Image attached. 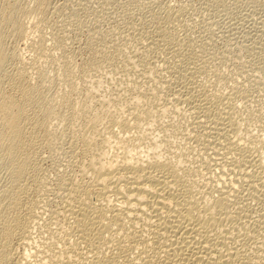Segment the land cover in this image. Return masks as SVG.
Wrapping results in <instances>:
<instances>
[{"label": "bare ground", "instance_id": "1", "mask_svg": "<svg viewBox=\"0 0 264 264\" xmlns=\"http://www.w3.org/2000/svg\"><path fill=\"white\" fill-rule=\"evenodd\" d=\"M33 1L0 0V264H264V141L251 131L264 107L239 115L215 90L211 68L226 69L215 60L200 63L220 81L213 90L185 73L189 82L170 85L155 43L127 46L113 26L87 58L58 61L32 39L42 11ZM5 27L31 37L32 70L2 49ZM61 142L67 157L47 188L41 151L52 157ZM197 150L213 156L205 175ZM243 187L258 205L238 204Z\"/></svg>", "mask_w": 264, "mask_h": 264}, {"label": "rangeland", "instance_id": "2", "mask_svg": "<svg viewBox=\"0 0 264 264\" xmlns=\"http://www.w3.org/2000/svg\"><path fill=\"white\" fill-rule=\"evenodd\" d=\"M22 1L25 4L28 3V7L32 8L36 6L33 0ZM39 2L42 11H37L38 23L30 26L31 36L35 43L37 41L41 42L49 51L53 52L52 56L58 61H64V55H72L74 58L71 57V59H75L76 61L87 58L89 53L87 48L89 45L91 43L93 45L103 43L105 33L116 29V32L120 31L123 36L121 37L119 32V34H116L118 35L117 37H121L122 42L127 46L132 47V44L136 46L139 42L143 43L141 41H144V38L145 41L149 40L150 42L153 41V44L155 43L154 45L151 44L153 45L152 55H155V59L158 57L157 61L160 60L159 63L162 61L161 64H164L163 61L167 59L165 65H170V68L167 69L168 71L171 69L169 71L170 73L168 72L166 75L162 72L169 79V84L175 81L174 83H177L175 86H177L182 80H186V82L184 81L180 85L189 82L190 79L198 82L203 80L201 82L206 85L208 84L207 87L210 89L213 87L211 89L213 90L217 86V83L221 81L220 84L222 85L223 83L224 87L219 84L217 88L215 87V90L218 89L217 91L220 94L224 88L223 95H221L225 101L231 102V105L234 103L233 106L239 111L241 110L239 115L247 117L248 113L249 116L255 114L254 116L256 118V114L264 111H256L260 107H264V0H39ZM112 26L114 30H111ZM105 28L108 30H104ZM3 29L2 49L8 55L14 56L15 58L16 56L25 58V64L32 70L33 62L30 55L33 51L29 45L32 41L30 39L31 37L27 38L31 41L26 39L22 40L13 28L5 27ZM161 31L164 32L163 35L167 39L175 37L174 40L178 41L179 45H182L180 46L182 49L179 48V50L173 46L174 44L170 45L171 49L175 48L176 51L178 50V55H173V49V51L166 49L169 45L167 46L165 44V38H163ZM149 41L147 42L149 43ZM159 52L160 54H158ZM17 60H15V63L18 66L19 63ZM211 60L213 62L215 60L218 65L221 64L219 68L223 69L225 66L224 68L226 69H223L224 72L223 74L221 72L222 75L219 73V76L217 75L218 77L214 76L216 75V70L214 69H217V66ZM203 61H206L208 65L205 66L209 68L215 65L211 68L214 74L212 76L215 79H221L220 81L216 83V80L209 75L211 74V70H209V73L205 72L203 74L204 67L201 65ZM197 65H200L199 68L202 67V70L198 69L196 74ZM52 73L50 71V74ZM189 73L192 76H189ZM187 78L189 81H187ZM3 81L4 76L0 74V84ZM209 82L212 83L209 84ZM169 84L167 86V92L171 94L175 86L173 84L171 87V84ZM219 87L222 88L220 89ZM171 88L173 90H169ZM224 94L228 98L224 97ZM254 111L255 113H253ZM258 124H256V127L252 126L253 129L251 127V131L257 135L259 134L260 139L264 141V125ZM189 141L188 144H194L192 140ZM262 143L264 144V142ZM262 143L258 144L256 152L259 153L260 151L264 153V145ZM63 147L61 142L59 145L60 151L52 157L45 150L41 151L42 160L39 162V167L36 170L38 171L37 175L44 178L45 182L43 181V184L45 183L44 185L47 188H52L51 184H53L55 175L59 170L57 167L63 168V162L67 157ZM199 150L196 153H192V155L194 153L198 154L195 156H199V159L195 156L192 157H195V160L198 159L196 161L201 163V165L203 164L202 168L204 166V158L206 160L210 157V160H208L213 163L212 153L208 156ZM202 153L206 156L203 157L202 155L201 157L200 154ZM199 160L203 161L200 162ZM204 168L202 173L205 175L207 173L204 172L206 169ZM3 171L5 170L0 163V183L2 182V184L7 180L5 177L6 180L3 182L5 175ZM213 171L215 173L218 172V170ZM45 176L47 179H45ZM47 188L41 187V185L34 186V190L42 189L44 191ZM238 189V195L236 194V190L234 194L240 198V201L242 199L241 194L243 195V200L248 199L247 201L245 200L246 202H240L237 198L238 204H243L244 202L247 205L255 207V204L258 205L263 198L260 196L256 201L251 194L252 192L250 190L249 192L246 187L244 189L241 188L243 191L240 188ZM41 194L43 193L41 192ZM246 196L248 198H245ZM48 197L50 199H47L51 201V203L48 201L49 205L51 204L50 206L57 203V197L55 198L53 195H49ZM39 198V204H42L41 197ZM50 206L46 207L48 208ZM47 213L48 211L42 212L43 215H41L43 218L47 217L45 216ZM35 234L36 232H34V236ZM14 243H16L14 245L19 247L18 250L21 251L20 245L16 241ZM28 258L32 259L31 257Z\"/></svg>", "mask_w": 264, "mask_h": 264}]
</instances>
